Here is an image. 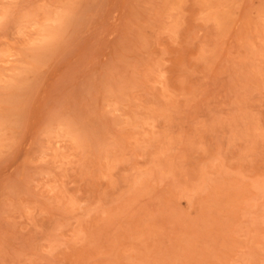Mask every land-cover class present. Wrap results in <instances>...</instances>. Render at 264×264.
<instances>
[{
  "label": "rangeland",
  "instance_id": "obj_1",
  "mask_svg": "<svg viewBox=\"0 0 264 264\" xmlns=\"http://www.w3.org/2000/svg\"><path fill=\"white\" fill-rule=\"evenodd\" d=\"M0 264H264V0H0Z\"/></svg>",
  "mask_w": 264,
  "mask_h": 264
}]
</instances>
